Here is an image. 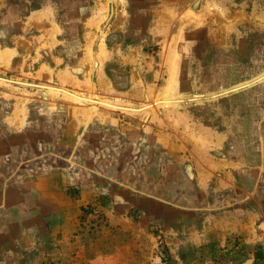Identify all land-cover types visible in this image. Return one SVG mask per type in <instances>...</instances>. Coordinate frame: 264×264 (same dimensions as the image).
Instances as JSON below:
<instances>
[{"label":"rangeland","instance_id":"obj_1","mask_svg":"<svg viewBox=\"0 0 264 264\" xmlns=\"http://www.w3.org/2000/svg\"><path fill=\"white\" fill-rule=\"evenodd\" d=\"M0 77V264H264L248 154L232 228L170 239L204 184L189 131L264 86V0H0Z\"/></svg>","mask_w":264,"mask_h":264},{"label":"crops","instance_id":"obj_2","mask_svg":"<svg viewBox=\"0 0 264 264\" xmlns=\"http://www.w3.org/2000/svg\"><path fill=\"white\" fill-rule=\"evenodd\" d=\"M238 101L237 107L233 106L232 117H225V123L232 124L227 131H212L210 129L189 131V135L194 139L200 138L199 146L196 145L197 142H194L193 145H188L186 150L193 155L191 161L195 170L194 180L198 184H204L195 187L196 191L192 192L191 198L187 197L190 193L187 188L185 189L183 208V227L185 228L173 226L171 229L173 233L170 234L172 241L180 238L181 235L177 233H183L182 236L187 241L189 237L200 242L211 241L212 239L203 236L205 234L201 233L202 230L208 236L214 237L217 234L219 236L224 234L227 226L229 230L232 228L231 219L234 208L231 207L229 201L225 203L227 207L220 208L221 200L218 192H226L224 188L229 187V183H232L234 179L232 169H238L235 164L242 161L241 155L248 154L249 162L258 164L255 169L246 170L247 178L244 173L240 174L241 179L245 180L243 183L248 186L264 188V158L263 160L258 159L261 156L264 157V86L245 93L242 92ZM173 144L175 143L173 142L169 147V154L172 153L171 155L174 156L176 153L173 152L175 149L172 148ZM220 148H223L222 152ZM158 149V155L162 154V148L158 147ZM159 166L160 164L158 168ZM227 190V194H231V188ZM105 191L112 193V189ZM221 211L225 213L224 220L217 218ZM251 214L247 208L244 217L247 218ZM236 226L240 225L236 224ZM191 227L195 229L190 230Z\"/></svg>","mask_w":264,"mask_h":264},{"label":"bare ground","instance_id":"obj_3","mask_svg":"<svg viewBox=\"0 0 264 264\" xmlns=\"http://www.w3.org/2000/svg\"><path fill=\"white\" fill-rule=\"evenodd\" d=\"M177 67L175 66L174 69L171 72L170 79H169V85L168 88L172 85L173 81L175 80V77L177 75Z\"/></svg>","mask_w":264,"mask_h":264},{"label":"water","instance_id":"obj_4","mask_svg":"<svg viewBox=\"0 0 264 264\" xmlns=\"http://www.w3.org/2000/svg\"><path fill=\"white\" fill-rule=\"evenodd\" d=\"M0 79H2V80H8V79H5V78H2V77H0ZM8 81H11V80H8ZM259 82H261V81H258V80H255L254 82H253V84H251L252 86L253 85H255V84H257V83H259ZM24 84H29V85H32V86H38V87H42V88H46L47 86H43V85H39V84H30V83H24ZM248 86H250V85H248ZM248 86H246V87H248ZM245 87V88H246ZM251 87V86H250ZM204 100L205 99H207V98H203Z\"/></svg>","mask_w":264,"mask_h":264}]
</instances>
